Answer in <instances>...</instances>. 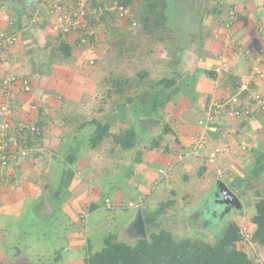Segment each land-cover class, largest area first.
<instances>
[{
	"label": "rangeland",
	"instance_id": "rangeland-1",
	"mask_svg": "<svg viewBox=\"0 0 264 264\" xmlns=\"http://www.w3.org/2000/svg\"><path fill=\"white\" fill-rule=\"evenodd\" d=\"M1 1L0 23L2 27L5 28L6 25L15 27L16 9L19 7V10L23 14L20 22L22 33L20 34V30L14 28V31L19 32L18 36L20 35L17 38L24 41L35 40L36 48L34 50L36 52L43 51L42 53H44V57L48 61L51 56L53 57L54 63L50 67L54 65H66L67 59H63L64 57L61 56L58 44L60 40H64V42L70 44L75 61H70L72 60L70 59L68 60L70 61L68 64L74 72L78 73V77L76 76L78 80L76 81L83 86L78 87L80 92L83 91L82 98L88 99L89 97L85 95L84 91L88 92L91 89H93L94 95L92 96L91 93V107L84 108L85 110L82 111L84 115L80 114L81 118L75 117L78 116L80 109H70V111L76 112V114L69 115V117L66 114L65 118L62 119L66 124L57 126V129L53 133L55 137L59 127V132L64 134L72 132V136L59 135L61 142L55 150L57 159L50 164L51 171L52 173L54 172V177L50 180L52 188L44 191V195L53 194L56 197L57 191H55L56 189L53 190L54 186L57 185L55 173L59 177L60 164L64 163V161L68 163L70 161V164L75 166H83L84 170L82 174L80 172L76 174L75 172L74 175V171H71V173L87 184V187L84 188L88 193L86 196L87 202L84 203L88 204L76 207L75 211L73 209L69 210L73 214L76 212L74 221L67 217L64 214L65 209L71 208L73 203L72 198L74 197L72 188H69V185H67L61 189L62 192L58 194L59 199L56 200L54 206L52 205L53 209L55 208L57 211L58 217L48 221L50 214L49 218L39 215L42 214L41 211L45 208V202L43 204H34L35 207L32 210V200L34 199L32 197H25L23 195L24 191H22L20 194L24 199L21 202L17 200V205L11 209L6 208L9 216L6 217L0 212V264H84V257L101 250L104 238L110 235L114 236L118 242L133 244L140 236L147 237L151 232L165 230L171 232L176 240L191 239L214 244L230 222L237 223L238 226L249 232L252 231L251 220L254 214L255 190L264 186V156L261 155L264 136L260 142V151H258L254 158L250 156V150L246 147L247 143H239L235 151H231L235 155L228 157H232L231 166L229 168L226 166L227 170L222 171L219 176L213 170L210 173L208 170L203 173L204 169L202 167L205 168V166L199 167L196 163L193 170L190 168L187 170L189 171L188 173L186 171L181 173L177 169L171 170L173 166L171 162L167 163L166 166L165 163L161 164L155 161L153 169L156 170V176L152 180L154 182L148 186V189L140 188L142 184H139V186L135 184V188H132L133 185L131 184L135 179L146 180L145 174L148 168L145 167L148 163L145 162V159L149 161L150 158L152 159L154 153L157 152L155 148L152 150L153 147L151 146L154 144L152 145L153 141L151 138L154 137L156 143L159 144V149L161 151L166 150L169 155H172V151L177 149V159L179 155L182 161L186 152H190L187 156L194 159L199 158L200 154L202 155V152L205 150V142L202 135H200V141H196L188 149L180 148V143L178 140L175 141L173 137L168 136L169 139L166 137V139L162 138V129H159L157 122L149 129L146 124L142 127L140 126L143 136L139 134L137 137L136 135L134 147H137L131 148V151L120 149L119 146L112 143L110 138L101 142V145H98L94 149L88 145V138L92 133L91 130H93V127L88 124L94 118L100 119L103 124H109L110 136L120 134L121 131H125L130 127V122L128 125L127 123L117 124L118 120L113 118V114L117 112L118 107L126 101V94L128 97L142 95V92L143 94H147L144 99L145 116L150 117H147V119L157 120L158 118H165L163 116L164 112L158 111V108H160L158 106L168 100L172 101L171 98L176 97V95L173 92L164 95L159 89H151L150 85L144 84L142 73L144 71L147 73L146 80H153L161 77L163 72L167 71L165 70V66H163L165 65L163 60L171 58L170 48L167 44L156 42L154 37L145 35L137 24L133 30H128L127 23L129 20L126 15L128 14V10H124L123 16L120 17V12L116 8V2L110 5V0H101L100 2L99 0H39L38 2L30 0L29 4H25L27 0H19L22 1L20 3L18 0ZM227 1L228 3H226ZM130 2L134 14L137 16L143 0H130ZM171 2L180 6V11H184V7L189 6L187 13L190 14V18H188L191 20V24L187 25L190 31L188 36L193 35V38L201 35L199 33L201 32L202 24H205L208 32L206 35L208 36L214 27H216L215 32L217 34L222 23L226 22L228 26L232 20L239 19V11H236V13L235 10H232L230 13L228 9L233 0H221L219 7H222L223 11H221V14L217 18H214L212 14H208L209 9L213 6L210 1L209 3L207 1L206 5L204 3H202L203 5L199 4L197 0H171ZM237 2H240V0H237ZM98 5L99 9L92 7ZM82 6L84 7V13L80 16L81 23L77 26V29L88 28L89 24L90 28L87 33H82L85 35L81 34L82 36H78L72 32L68 35H60L59 39L56 38L57 35H50L51 30L49 31L48 28L54 26L56 23L54 19L56 15H60V12H66L69 21L73 14ZM75 7H78V9L71 11V8ZM173 9L171 7L174 13ZM183 14L184 12L173 16L174 20H177L178 23L167 15L171 19L170 21L175 26V29H177L176 26L180 23L178 18H183ZM102 18H104L103 21L101 20ZM86 20L89 22L87 23ZM167 23L166 21L165 24L169 29L170 25ZM37 25L40 28L34 29ZM174 32H171L172 36ZM126 35L128 37H125ZM90 36H93L92 42L89 41ZM228 38H231V42L234 41V38L229 35ZM140 39L141 43L138 44ZM244 46L246 47V45ZM193 49L194 46L191 45L190 51L192 52ZM149 50L150 53L148 54ZM246 51L247 49H243L240 52L246 55ZM25 52H29V50ZM35 55L37 56V54ZM29 57V55L24 54L25 65L21 66L24 69L20 71L19 75L15 74L16 71L10 72L12 69L10 66L7 67L10 69L7 71H3L2 67H0V73H2L0 80L15 77L18 81L28 80L30 82L29 70L33 71L32 68H34L43 72L44 68L47 69L46 67L35 65L38 61L32 56L30 57L31 62L27 63ZM252 58L253 56L249 59L250 64L252 63ZM87 62L90 64H87ZM2 63L0 59V64ZM81 66H83L84 71L81 70ZM25 68L28 69V72L25 71ZM215 68H218V72L222 73L220 67ZM91 69L92 71L88 73L87 71ZM80 71L86 74L82 76L84 81H82L80 76L82 72ZM180 72L182 73V69ZM263 77L264 74L261 77L259 76V78ZM120 78H122V82L123 80H127L130 87L124 95L112 94L108 98L107 92L112 90V80ZM188 92L193 98H197V93L195 94L193 88ZM236 92L234 91V93ZM233 94L227 98H231ZM15 95L11 103L13 109H19L21 105L20 96ZM57 96L60 99L61 95L58 94ZM33 98L39 100L40 95H30L25 101L26 105L23 101L25 105L24 110H29ZM217 100H223V98L212 101L215 102ZM155 105L157 106L154 109ZM47 106L44 104L43 107L45 117L49 116V114L51 116V112L49 113L50 108L52 110L55 108L53 105ZM99 107H103L105 110L100 112ZM179 108L180 106L176 105L175 110L177 111ZM136 112L137 110L134 113ZM214 115L215 119L216 117H221V115L227 118L222 113L220 114V112H214ZM136 119L135 114L129 117V121L133 124L138 122ZM167 123H175L174 118L171 119L169 117ZM51 125H49L50 129ZM79 126L80 129L82 126L89 128L88 134L87 128L79 129L80 131H78ZM160 128H165V124L161 125ZM219 129V132L225 131L219 125L214 127L215 131ZM152 130L155 131L152 132ZM49 141V144H52L55 140L50 138ZM144 147L150 148L151 150L149 151L151 152H147L146 155ZM219 149H217L218 153L223 154L226 151V149L220 146ZM138 151H140L141 155L138 154L137 156L136 153ZM72 152L73 154H70ZM229 152L230 150H227V153ZM243 152L246 156H243ZM46 154L48 156L51 155L49 151ZM207 157L208 155L206 156L208 161ZM247 158H249V161H247ZM247 162H249V165ZM9 174H0V195L6 189H9V187L12 192L18 187L15 185L18 182L17 177ZM67 177L69 178L70 175L68 174ZM224 187L236 198L239 195L244 196V199L237 198L238 209L234 206L228 205L227 207L220 205L219 201L222 199L220 190L224 189ZM27 189L29 188H25L24 190ZM137 189L141 190V192ZM143 191L147 193L145 194ZM106 199L108 203H105ZM139 199H141V202ZM48 202H51L50 198H48ZM92 204L96 206L95 210L91 209ZM164 204L167 205L162 207ZM13 209H16V212L10 214ZM138 209L141 211H139L141 216L145 219L143 220V233L135 225L129 226L133 220L132 217L138 214ZM53 213L54 211L51 215ZM239 246H242V250L256 264H264V248L251 242L241 243Z\"/></svg>",
	"mask_w": 264,
	"mask_h": 264
},
{
	"label": "crops",
	"instance_id": "crops-1",
	"mask_svg": "<svg viewBox=\"0 0 264 264\" xmlns=\"http://www.w3.org/2000/svg\"><path fill=\"white\" fill-rule=\"evenodd\" d=\"M241 1L243 2H237V0H233V2H231L228 8L231 9L232 7L233 8L232 10H235V12L239 11L238 12L239 19L236 18L235 21L232 20V22L229 24L230 27L229 25L227 26L226 22H224L221 24L219 28V33L216 34L215 32L216 27H214L213 31L211 30V32L207 36L206 35V33H208L206 30L207 28L205 24H202L201 32L199 33L201 35H199L198 37L195 36L192 39V43H190V45L187 46V49L183 55L179 68L180 70L182 69V74H188L191 76V78L188 80L191 82L192 85L191 87L195 90V94L197 93L196 96L197 98H194V102L193 103H191V101L189 102V100L186 98L185 95L188 96L191 95L186 90L187 89L186 87H182L183 90L186 91H183L181 89L180 92L178 91L174 93L176 97L171 98L172 101L168 100L164 102L162 105L160 104V106H158L160 108L157 107L158 111H163L164 112L163 116H165V118L163 119H159V118L157 119L159 129H163L160 128V126L164 124L165 127L168 129L167 133L162 132L163 139L166 138L169 139L168 136H171L174 138L175 141L178 140V142L180 143L179 146L180 148L182 147L188 149V147H191L196 141H200V135H202L203 140L205 142L204 143L205 150L202 152V155L200 154L199 158L197 159L187 156L188 152H186L185 156L183 157L184 160L182 159L181 161L179 155L177 159V154H178L177 149L172 151V155L171 154L169 155V153L166 152V150L161 151V149H159L160 147L158 143L155 147L153 145L152 150H154L155 148L157 152L154 153L152 159L150 158L149 161L145 159V162L148 163L147 166L145 165L146 166L145 168H148L145 174L146 180L142 181L133 178L135 180L132 181L131 184L133 185L132 188H135V184H138V186L139 184H142L140 185V188L148 189V186L154 182L152 180H154L156 176L155 174L156 170L153 169V163L155 161L161 164L165 163L166 166L167 163L171 162L173 163L171 170L177 169L181 173L185 171L186 173H188L189 171L187 170H189L190 168L193 170L194 165L196 163V165H198L199 167L205 166L206 169L202 167V169H204L203 173L204 171L207 172V170L210 173L213 170L219 176L221 175L220 173L222 171L227 170L226 166H228V168L229 166H231L232 157L231 158L228 157L231 155L232 156L235 155L233 154V152L235 151V148L238 147L239 143L241 144L242 142L247 143L246 147H248V150H250L249 153H251L250 154L251 158H254V156L258 153V151H260L259 150L261 147L260 142L262 141L264 136V115L262 114L254 113L251 116L242 119H230V118H225L222 115L221 117H216L215 122L212 125L214 127L218 125L221 128L223 127V130H225L223 132H219L220 129L218 131L209 130L208 128L205 129L204 126L198 124V122L204 120V118L210 112L209 104L212 100L227 98L229 95L233 94L234 91H236V88L242 81L251 78L249 77V72L252 65L249 63V59L252 56L251 54L255 53L259 47L264 46V0H241ZM226 3H228V1ZM38 26L39 25L34 27V29L36 28L39 29L40 27ZM14 28L20 30V28H18L16 25L15 27H13L12 25L11 26L6 25L4 28L0 23V30H4L1 31L0 34L4 33L6 35H10L12 33L17 37H20V35L18 36L19 32L14 31L13 30ZM48 30L50 31V28H48ZM21 33L22 32L20 30V34ZM50 35L52 36L54 34L50 31ZM228 35L234 38V41L231 42V38H228ZM38 42L40 41L38 40ZM208 43H209V47H208ZM191 45L194 46L192 52L190 51ZM244 45H246V47ZM35 48H36L35 40L24 41L23 39L20 40L18 38L17 43L8 51H6L0 58L1 61L3 62L2 64H0V67H2L3 71L10 70L7 68L10 66L12 68L10 72L16 71L15 73L16 75H19L20 71L24 69V68L22 69L21 67L25 65L24 54H26L27 56L29 55L30 57L32 56L34 59H37L38 62L35 65L43 66L46 67L47 69L44 68L43 72L34 68H32L33 71L29 70V74H30L29 80L32 88L30 95L33 96L35 94L40 95L41 98V99L39 98L40 105L42 103L40 111L44 110L43 109L44 104H46V107H48L47 105L55 106L54 110L50 108L49 113L51 112V116L49 114V116L46 117L44 116V118H42L41 116L39 117L38 115H36V113L32 112L30 108L29 110L23 109L26 105L25 101L30 97V95L21 93L19 88H14L13 90L14 94L20 96V100H21V105L19 109H15L16 111H18L16 113V118L20 120H38L39 122L43 123L42 145L46 149H44L42 154H38L35 158L22 162L19 165L12 164L9 166V168H7L4 171V173H8V174L10 173L9 175L13 174L15 177H17L18 182L17 183L15 182L16 183L15 185L18 187L13 192L10 190V187L9 189H6L5 192H2L3 194L0 195V212L6 217L9 216L6 208L11 209L13 206L17 205L18 203L17 200L21 202V200H23L24 197H22L20 193L24 191L23 195L25 197H32L34 199L32 200L33 201L32 210L34 209L35 205L43 204V202H45V208L41 211L42 214L39 215L40 216L42 215V217L44 216L47 218L50 217V219L48 220L50 221L53 218L55 219L58 217V214H56L57 211L55 210V208L53 209L52 205L54 206L56 200L59 199L58 194L62 192L61 189L69 185V188L70 187L72 188L74 194V197L72 198L73 203L71 205V208L67 210L65 209L64 214L67 215V217H69L71 220H73L75 219L74 217L76 212L73 214L70 213L69 210L73 209L75 211L76 207L78 208L79 206L80 207L86 206V204H88V203H84L87 202L86 196L88 193L86 192V189H84L87 187V184H85V181H82L74 176L75 172L76 174L78 172L82 174L84 170L83 166L80 165L75 166L73 164H70L69 160H67L69 161V163L64 161V163L60 164L59 177L58 174L55 173L57 177V185L54 186L53 190L56 189L55 191H57L56 197L53 194L44 195V191L46 189L52 188L50 180L52 177H54L53 176L54 172L52 173L50 164L57 159L55 150L57 146L60 145L61 142L60 140L61 137H59V135L60 136L72 135L71 134L72 132L70 133L67 132V134L59 132L60 130L59 127L57 134H55V137L53 133L57 129V126H62L66 124L65 122L62 121V119L65 118L64 116H66V114L68 117L69 115L76 114V112L70 111V109L81 110L78 111V116H75L76 118H81V115H84V112L82 111L85 110L84 108L91 107L90 98L94 95V91L93 89L90 90L91 92L84 91V93H86L85 95L89 98L88 99L82 98L83 91L80 92L79 88L83 86H81V84H78L76 81L78 80L77 78L78 73L74 72V70H72V68H70L68 64L70 61H75L73 56H71L70 58L72 60L67 59V62H65L66 65L64 64L63 66L54 65L50 67L52 63H54L53 57L51 56L49 58L50 61L49 62L48 59L44 57V53H42L43 51L36 52L34 50ZM25 49L27 51L29 50V52H25L26 51ZM243 49H247L246 55L240 52ZM35 54H37V56ZM30 57L27 63L31 62ZM169 59L166 60L164 59L163 62H168ZM219 61H223L226 64L225 68L222 70V73H216L214 71L216 69L215 67H218ZM87 64L90 63L87 62ZM82 67L83 66H81V68ZM81 70H83V68ZM198 70L215 72V78L211 79V78H207L204 75H199L196 73ZM25 71L28 72V69L25 68ZM90 71H92V69L88 70L87 72L89 73ZM1 74L2 73H0V75ZM81 74H82L80 75L81 78L83 75H86L85 72H82ZM82 81H84L83 78ZM251 91L258 92L264 96V77L257 78L254 80ZM184 92H186V94ZM58 94L61 95L60 99L59 96H57ZM23 101L25 102V105ZM84 105H86L87 107ZM176 105L180 106L179 110L177 111L175 110ZM99 108L101 110L103 107H99ZM155 108L156 107H154V109ZM102 110L105 109L103 108ZM143 116L140 119H136V121L138 120L136 124H133L130 121V125L133 126L137 137L139 136V134L143 136V131L140 130V126L142 127L143 125L146 124L148 129L154 126V123L148 121L147 119L148 116L147 117L146 116L143 117ZM169 117L171 119L174 118L175 123L168 124L167 122L169 121ZM115 120H118L117 124L118 123L125 124L123 123L124 121H122L121 118H116ZM50 124H52L51 129L49 127ZM85 128L87 127H84L83 129ZM88 130L89 128H87V134H88ZM154 131L155 130H152V132ZM50 138H53V140H55L54 142H52V144H49ZM151 139L153 141L154 137ZM219 146L221 148L226 149V151L223 152V154L218 153L214 161L212 163H208L206 159V156L209 154L208 152H212L215 149H219ZM47 147L50 149H48ZM136 147L137 146H135L134 148ZM144 149L146 150L145 151L146 155L147 152H151L149 151L151 149L148 147H144ZM227 150H230V152L227 153ZM48 151L49 153H51L50 156L46 154L48 153ZM145 153H143V155H145ZM261 153H262L261 155L264 156V145L262 146ZM70 154H73V152ZM136 154L137 156L138 154L141 155L140 151H138ZM243 156H246L244 152H243ZM247 161H249V158H247ZM247 163L249 165V162ZM71 171L72 172L74 171V175L71 173ZM68 174L70 175L69 178L67 177ZM217 178L219 179V177ZM216 182L215 184H217ZM25 188H29V189L24 190ZM138 191L141 192V190ZM143 193L146 194L147 192L143 191ZM41 198L43 199V201ZM48 198L51 199V202H48ZM140 200L141 199H139V201ZM53 211L54 213L51 215ZM139 211L140 210L138 209L137 213H139ZM15 212L16 209H13V211L10 214H13ZM137 215L132 217L133 220L131 221L129 226L132 225L134 226L136 224ZM143 220L145 219L143 218Z\"/></svg>",
	"mask_w": 264,
	"mask_h": 264
},
{
	"label": "trees",
	"instance_id": "trees-1",
	"mask_svg": "<svg viewBox=\"0 0 264 264\" xmlns=\"http://www.w3.org/2000/svg\"><path fill=\"white\" fill-rule=\"evenodd\" d=\"M32 1L38 2L39 0ZM100 1L101 0H99V2ZM110 1V5L116 2L117 9L122 8V10H128V14H126L129 20V22L127 23L128 30H133L134 26L137 24L145 35L154 37L156 42L165 43L170 48L171 58L168 60V62H165V70L167 71H165V73L163 72L161 77L153 80H146L147 73L144 71L142 73L144 84L150 85L151 89H159V91L164 95L170 94L171 92H180L181 89L183 90L182 87H186V90L190 91V89H192V85L188 79H190L191 76L188 74H182L179 70L187 46L192 43L193 39V35L188 36V34H190V31L188 30L187 25L191 24V20L189 19L190 14L187 13V11H189V6L187 5L186 10L180 11L181 7L176 3H172L171 0H143L138 15L136 16L134 14L133 7H131L130 5V0ZM197 1H199V4L204 3L205 5L207 1L208 3L210 1L213 5V8L211 7V9H209L208 14H212L214 18H217L221 14V11H223L222 7H219V5H221V0ZM1 2L2 1L0 0V3ZM18 2L20 3L22 1L18 0ZM240 2L243 1L240 0ZM29 3L30 0H27L25 4ZM194 3L196 4V2ZM100 6H102V4H100ZM92 7L97 9L99 5ZM171 7L174 8V13L171 10ZM76 9H78V7L71 8V11ZM232 9L233 8L231 7L229 11H231ZM16 12L17 17L15 19V25L20 28L21 17L23 14L22 11L19 10V7H17ZM177 12H184V14L183 18L179 16L180 18L178 19L180 23L178 25L176 24L177 29H175V26H173V24L171 23L170 18H173V16L177 15ZM101 20L103 21L104 18H102ZM86 21L87 23L89 22L88 20ZM132 21L134 22L132 23ZM166 21L168 22L167 24L170 25L169 29L165 24ZM174 21L178 23L177 20ZM85 28L75 29L69 34L74 32L78 36L85 35L90 28L89 24L88 28ZM172 31H175L173 36L171 33ZM125 37H128V35H126ZM56 38L59 39L60 35L56 36ZM92 39L93 36H90L89 41L92 42ZM139 43H141V39L138 41V44ZM259 48L257 50H259ZM58 50L61 56L64 57L63 59L71 58L72 47L70 46V44L64 42V40H60L58 44ZM257 50L255 53L251 54L253 56L251 63L252 65L249 72V77H251V85H249L248 91L243 93V97H248L249 90H252L254 80L259 78L258 76L252 75L253 61L257 55ZM147 53L149 54L150 50ZM196 73L199 75H204L207 78H215V72L198 70ZM121 79L122 78L112 80V90L107 92L108 98H110L112 94L122 96L127 92V89L130 87L128 85L129 82H127V80H123L122 82ZM241 84L242 83H240L238 86H240ZM184 93L186 94V92ZM146 95L147 94H143L142 92V95H136V97H128L126 94V101L120 107H118L117 112L113 114V118H121L122 121H124L123 123H127L128 125V123L130 122V115L135 114L137 119H140L143 115L145 116L144 99ZM259 95L262 99H264V96L262 94ZM185 96L189 100V102H194V98L192 96ZM156 106L157 105H155V107ZM136 110L137 112L134 113ZM101 111L103 110L101 109L100 112ZM41 117L44 118V116ZM39 124L41 127L43 126V123L39 122ZM88 125L93 127V130H91L92 133L88 138V145L92 149L98 147V145H101V142H103L107 138H110L112 143L119 146L122 150H130L134 147L136 141V132L132 125H130V127L125 131H121L120 134H115L113 136H110L109 124H103L98 118H94L91 122H89ZM83 128L84 126H82L81 129ZM79 129L80 126L78 127V131L81 130ZM162 132L167 133L168 129L165 127L162 129ZM42 137L43 133L41 134V137L39 139V144L43 147ZM153 144L154 146L157 145L155 139L152 142V145ZM43 149L45 148L43 147ZM16 164L19 165L21 163ZM3 172L1 174H4ZM2 181L4 182V180ZM238 197L244 199L243 195H239ZM254 199V214L251 220L253 229L251 231L250 241L251 243H255L258 246L264 248V186H262V188L260 189L255 190ZM165 205L167 204L162 205V207ZM95 208L96 206L92 204L91 209L95 210ZM241 243L244 244L247 242L245 241V238L241 233V227L238 226V224L235 222H230L226 226L223 234L214 244H210L204 241H194L191 239L176 240L171 232L165 230L151 232L147 237L140 236L133 244L118 242L116 241L114 236L110 235L104 238L103 247L101 250L90 253L88 254V256L84 257V264H256V262L251 260L250 257H248L247 254L242 250V246H239Z\"/></svg>",
	"mask_w": 264,
	"mask_h": 264
},
{
	"label": "built area",
	"instance_id": "built-area-1",
	"mask_svg": "<svg viewBox=\"0 0 264 264\" xmlns=\"http://www.w3.org/2000/svg\"><path fill=\"white\" fill-rule=\"evenodd\" d=\"M51 9V8H50ZM51 11V10H50ZM120 16L123 15L124 10L118 8ZM52 12V11H51ZM84 13L82 6L73 14L68 21L67 14L60 12V15L55 16L54 26L50 30L54 35L69 34L71 31L77 29L81 23L80 16ZM17 36L14 34L6 35L0 34V58L1 56L12 48L17 43ZM225 62L219 61L218 67L221 71L225 68ZM218 68L214 71L219 73ZM264 74V47L257 50V55L254 58L252 66V75L262 76ZM251 78L242 81L240 86L236 88V93L231 98H223V100L211 101L209 104L210 112L204 120L198 122L199 125L204 126L205 129L214 130L215 118L214 112H220L230 119H242L258 113L264 115V99L261 98L258 92L249 90L248 97H243V93L248 91ZM14 88H19L21 93L30 94L32 91L30 82L27 80L18 81L15 77L3 78L0 80V174L6 170L11 164L22 163L27 160L35 158L38 154H42L44 149L39 144V139L43 132L38 120H20L16 118V111L13 109L12 100L14 96ZM30 110L36 115L44 116L41 110L39 100L33 98ZM217 149L208 154V162L212 163L215 159ZM190 152H188V155ZM108 203V200H105ZM130 207L131 204H129ZM241 228L245 241L250 243L251 232Z\"/></svg>",
	"mask_w": 264,
	"mask_h": 264
},
{
	"label": "water",
	"instance_id": "water-1",
	"mask_svg": "<svg viewBox=\"0 0 264 264\" xmlns=\"http://www.w3.org/2000/svg\"><path fill=\"white\" fill-rule=\"evenodd\" d=\"M148 121H150L151 123L157 122V120H154V119H148ZM220 193L222 196L221 201H219L220 205H225L227 207L229 205V206H234L237 209L239 208L237 198L232 193H230V191H228L226 187H224V189H221ZM135 227L138 228L141 233H143L144 223H143V219L140 213H138L137 215V221H136Z\"/></svg>",
	"mask_w": 264,
	"mask_h": 264
},
{
	"label": "flooded vegetation",
	"instance_id": "flooded-vegetation-1",
	"mask_svg": "<svg viewBox=\"0 0 264 264\" xmlns=\"http://www.w3.org/2000/svg\"><path fill=\"white\" fill-rule=\"evenodd\" d=\"M186 1H187V0H186ZM186 7H187V6H185V7H184V8H185V10H186Z\"/></svg>",
	"mask_w": 264,
	"mask_h": 264
}]
</instances>
